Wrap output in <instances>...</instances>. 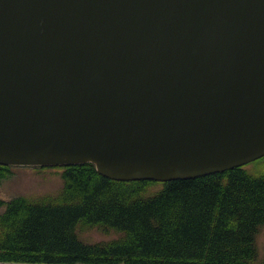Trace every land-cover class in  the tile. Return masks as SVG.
<instances>
[{
    "label": "water",
    "instance_id": "obj_1",
    "mask_svg": "<svg viewBox=\"0 0 264 264\" xmlns=\"http://www.w3.org/2000/svg\"><path fill=\"white\" fill-rule=\"evenodd\" d=\"M264 157V0H0V165L166 182Z\"/></svg>",
    "mask_w": 264,
    "mask_h": 264
},
{
    "label": "trees",
    "instance_id": "obj_2",
    "mask_svg": "<svg viewBox=\"0 0 264 264\" xmlns=\"http://www.w3.org/2000/svg\"><path fill=\"white\" fill-rule=\"evenodd\" d=\"M260 160L254 170L160 182L154 192L156 181L111 180L92 163L52 166L61 169L57 195L0 199V264H264L256 246ZM11 173L0 165V182ZM93 228L117 236L79 238L78 230Z\"/></svg>",
    "mask_w": 264,
    "mask_h": 264
},
{
    "label": "rangeland",
    "instance_id": "obj_3",
    "mask_svg": "<svg viewBox=\"0 0 264 264\" xmlns=\"http://www.w3.org/2000/svg\"><path fill=\"white\" fill-rule=\"evenodd\" d=\"M262 160L257 159L248 164V170L258 168ZM61 169L58 167L40 166H11V174L0 182V199L8 201L17 196H24L29 199H39L45 196H55L62 189ZM161 183L155 182L150 185L148 191L154 192L160 189ZM149 192V193H150ZM4 206H0V212ZM78 236L85 242L107 241L116 238L115 232L104 233L98 229H80ZM256 246L258 259L264 262V225L260 227L256 235Z\"/></svg>",
    "mask_w": 264,
    "mask_h": 264
}]
</instances>
